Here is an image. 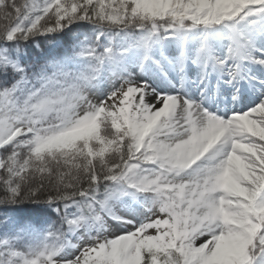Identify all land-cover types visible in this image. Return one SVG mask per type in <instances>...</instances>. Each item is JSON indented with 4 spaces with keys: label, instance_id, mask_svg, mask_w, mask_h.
<instances>
[{
    "label": "snow or ice",
    "instance_id": "obj_1",
    "mask_svg": "<svg viewBox=\"0 0 264 264\" xmlns=\"http://www.w3.org/2000/svg\"><path fill=\"white\" fill-rule=\"evenodd\" d=\"M0 264H264V0H0Z\"/></svg>",
    "mask_w": 264,
    "mask_h": 264
}]
</instances>
